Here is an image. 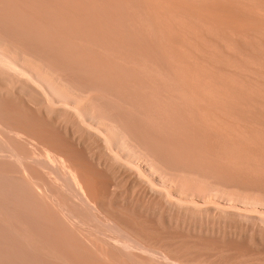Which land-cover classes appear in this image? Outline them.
<instances>
[{"label":"bare ground","instance_id":"bare-ground-1","mask_svg":"<svg viewBox=\"0 0 264 264\" xmlns=\"http://www.w3.org/2000/svg\"><path fill=\"white\" fill-rule=\"evenodd\" d=\"M0 264H264V0H0Z\"/></svg>","mask_w":264,"mask_h":264}]
</instances>
